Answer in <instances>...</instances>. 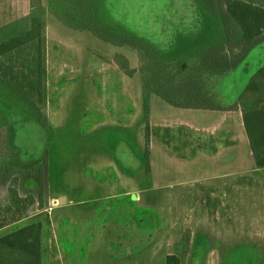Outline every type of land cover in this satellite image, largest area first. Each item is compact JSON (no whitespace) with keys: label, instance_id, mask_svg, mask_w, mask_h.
Wrapping results in <instances>:
<instances>
[{"label":"rangeland","instance_id":"374dc122","mask_svg":"<svg viewBox=\"0 0 264 264\" xmlns=\"http://www.w3.org/2000/svg\"><path fill=\"white\" fill-rule=\"evenodd\" d=\"M218 2L0 0V27L40 5L44 68L40 104L0 85V236L40 223L41 264H165L169 254L180 264H264V167L237 110L264 66V39L234 69L199 76L198 59L226 48ZM125 37L150 47L145 64L131 46L129 61L122 54ZM152 51L169 82L159 90L180 103L185 80L200 83V105L225 115L214 129L202 130L194 112L188 126L155 125L149 96L144 114L138 77ZM2 60L0 70L31 79L29 65ZM0 256L19 261L7 249Z\"/></svg>","mask_w":264,"mask_h":264},{"label":"trees","instance_id":"16d2710c","mask_svg":"<svg viewBox=\"0 0 264 264\" xmlns=\"http://www.w3.org/2000/svg\"><path fill=\"white\" fill-rule=\"evenodd\" d=\"M195 4L203 9L204 0H194ZM222 6V25L224 29V42L226 48L221 46L220 50H213L211 53L198 59L195 67L196 73L221 75L234 69L246 56L247 52L264 39V0H219ZM40 5L32 6V13L21 20L14 21L6 26L0 27V61L21 60L22 65L31 67L30 78L20 70L15 76L12 68L5 67L0 70L1 86L9 90L19 100L33 105L31 98L39 104L43 102V73L44 68L41 59V38L40 28L42 19ZM22 23V24H21ZM25 23V26H24ZM123 37L122 33H115ZM118 45L131 46L140 55L143 49H150L146 43L125 37ZM116 44V42H114ZM36 46L33 57L26 56V47ZM208 48L204 49L207 50ZM211 51V50H210ZM200 52H202L200 50ZM137 53V54H138ZM29 54V53H28ZM149 64L144 66L141 72L143 110L148 111V86L152 83L153 91L158 89L162 82V67L156 60L154 51L151 52ZM142 63L145 64V57L142 55ZM182 69L186 64L180 65ZM35 79V80H34ZM180 88H186L187 96L181 99L180 105L185 108L210 109L209 106H202L201 84L192 87L195 82L186 81ZM199 85V86H198ZM148 90V91H147ZM183 100V101H182ZM237 105L239 106L242 124L247 137L249 150L254 165L257 168L264 167V66L260 67L250 78L249 82L241 91ZM148 134L145 135L146 148L148 145ZM147 152V150H146ZM40 234L41 225L33 222L18 229L0 236V249H7L15 255L19 261L0 256V264H41L40 258ZM165 264H180L174 254L166 255Z\"/></svg>","mask_w":264,"mask_h":264},{"label":"crops","instance_id":"0c3cea01","mask_svg":"<svg viewBox=\"0 0 264 264\" xmlns=\"http://www.w3.org/2000/svg\"><path fill=\"white\" fill-rule=\"evenodd\" d=\"M120 50H121L122 54L125 55L129 61V58H128L129 49L127 47L122 46V47H120ZM123 75H124L123 73L120 74V80L121 81H123ZM124 76L126 78H129L126 75H124ZM138 78H139L138 80H140L139 83H140V89H141L140 76ZM160 82H162L163 85H164V83H169L168 81H166V79L163 81L162 76H161ZM176 94L177 93H174L171 90H163V91L159 90L157 83H156L155 92L153 91V92H150L148 94L150 118L153 119V122L155 125L166 126L167 122L169 124H172L174 122L173 124H176V126H177V124L178 125L184 124L185 126H188L190 124L185 122V121H187L186 119L188 118V112H194L192 114V116L197 119V122H195V123L196 124H198V122L203 123L202 125H199L202 127V130L204 129L203 127H208V128L214 129L216 127V125H213L215 123V121H217L218 118H222V116H225V115L220 114L221 113L220 111H212V110L210 111V109H203V108H199V109L198 108H196V109L185 108L184 106H181L180 103L175 101V97H173V96ZM179 96L186 97L187 93L184 92L183 94H180ZM237 110L240 112V109H237ZM235 113H236V108L227 111L226 116L231 117V116H234ZM151 114H152V116H151ZM208 120H212L213 123L205 122ZM241 121H242V117H241ZM242 126H243V124H242ZM195 130H197V129L195 128ZM168 131H169V137L166 138L164 136L166 138L167 142H169V140L171 139L170 133H173L171 130V127H170V129L168 128ZM211 133H212V131H211ZM245 138L247 140V137H245ZM230 140H231V141H229L230 143L225 144L226 148H233L235 146V142H234V139H232V136H231Z\"/></svg>","mask_w":264,"mask_h":264},{"label":"water","instance_id":"95a60500","mask_svg":"<svg viewBox=\"0 0 264 264\" xmlns=\"http://www.w3.org/2000/svg\"><path fill=\"white\" fill-rule=\"evenodd\" d=\"M62 200H63V197H60V198H59V201H62Z\"/></svg>","mask_w":264,"mask_h":264}]
</instances>
